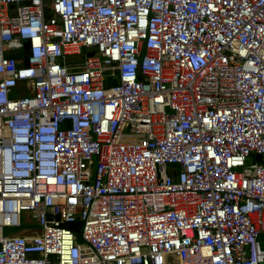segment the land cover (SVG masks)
Returning a JSON list of instances; mask_svg holds the SVG:
<instances>
[{
  "label": "built area",
  "instance_id": "built-area-1",
  "mask_svg": "<svg viewBox=\"0 0 264 264\" xmlns=\"http://www.w3.org/2000/svg\"><path fill=\"white\" fill-rule=\"evenodd\" d=\"M0 264H264V0H0Z\"/></svg>",
  "mask_w": 264,
  "mask_h": 264
},
{
  "label": "rangeland",
  "instance_id": "rangeland-1",
  "mask_svg": "<svg viewBox=\"0 0 264 264\" xmlns=\"http://www.w3.org/2000/svg\"><path fill=\"white\" fill-rule=\"evenodd\" d=\"M85 51V50H84ZM20 230V228H5L4 229V233H15L18 232ZM74 234L77 238V241L81 242L82 238H81V229H75L74 230Z\"/></svg>",
  "mask_w": 264,
  "mask_h": 264
},
{
  "label": "water",
  "instance_id": "water-1",
  "mask_svg": "<svg viewBox=\"0 0 264 264\" xmlns=\"http://www.w3.org/2000/svg\"><path fill=\"white\" fill-rule=\"evenodd\" d=\"M76 227V225H72V228H75Z\"/></svg>",
  "mask_w": 264,
  "mask_h": 264
},
{
  "label": "trees",
  "instance_id": "trees-1",
  "mask_svg": "<svg viewBox=\"0 0 264 264\" xmlns=\"http://www.w3.org/2000/svg\"><path fill=\"white\" fill-rule=\"evenodd\" d=\"M77 229H79V228H77Z\"/></svg>",
  "mask_w": 264,
  "mask_h": 264
}]
</instances>
